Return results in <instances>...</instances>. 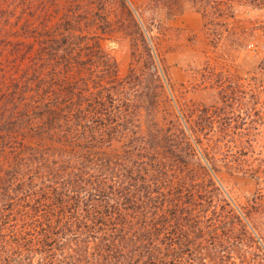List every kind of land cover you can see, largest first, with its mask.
Returning a JSON list of instances; mask_svg holds the SVG:
<instances>
[{
    "label": "rangeland",
    "instance_id": "obj_1",
    "mask_svg": "<svg viewBox=\"0 0 264 264\" xmlns=\"http://www.w3.org/2000/svg\"><path fill=\"white\" fill-rule=\"evenodd\" d=\"M0 264H264V0H0Z\"/></svg>",
    "mask_w": 264,
    "mask_h": 264
},
{
    "label": "trees",
    "instance_id": "obj_2",
    "mask_svg": "<svg viewBox=\"0 0 264 264\" xmlns=\"http://www.w3.org/2000/svg\"><path fill=\"white\" fill-rule=\"evenodd\" d=\"M58 69V68H57ZM56 69V71H57ZM59 70V69H58ZM68 92L72 93V90H68ZM47 95V94H46ZM49 96H47V98H42V100L40 101V103H42V110L44 111V118H46V120H48L50 124H55L56 122H63V121H69L68 123L73 122V118L76 116V111L77 109L75 108H68L65 104V102H62L61 99L64 100V98H62V96H64L65 94L62 93V96L60 97V94L57 92V90H53V87H50V91H49ZM46 115V116H45ZM81 200H87V198L89 196H93V194H91V190H86L85 192H80ZM90 204H88L87 206H90ZM91 215H96V217H94L93 219L91 218H86L87 220H85L83 222V227H85L84 229L86 230V233H89L90 236L96 235L98 232L96 231V229L98 228L99 225L103 224L104 221H109V217L110 216H106L105 217H101L98 215V213L95 211L93 214ZM101 219V220H100ZM51 222L52 220L49 218L46 222V225L50 228L51 227ZM54 222L57 224L56 229L53 228V230H51L50 232L47 233L48 235V242L51 243H46L47 245H49V250H48V254L52 257V261L53 259H59V255L60 254L55 248H52L53 245H55V243H60V238L63 239L66 236L64 235H60V233L62 231H69L70 233L74 234L73 232V228L75 227V224L77 221H70V220H66L63 216H59L57 217V221L54 220ZM74 222V225H72ZM98 223L97 226H94ZM81 227V226H80ZM58 228H60L61 230H59ZM96 231V232H94ZM77 236L80 237L82 235L83 232H76ZM53 234V235H52ZM85 234V233H84ZM50 235V236H49ZM109 241V240H108Z\"/></svg>",
    "mask_w": 264,
    "mask_h": 264
}]
</instances>
